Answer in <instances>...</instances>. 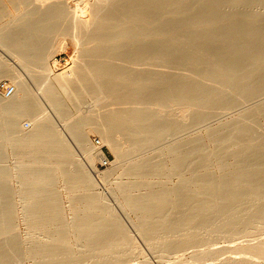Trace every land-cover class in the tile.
<instances>
[{
  "label": "rangeland",
  "instance_id": "1",
  "mask_svg": "<svg viewBox=\"0 0 264 264\" xmlns=\"http://www.w3.org/2000/svg\"><path fill=\"white\" fill-rule=\"evenodd\" d=\"M216 1L220 17L231 13L235 19L253 14L251 10L256 5L264 7V0H243L233 5L229 0ZM128 10L133 12L134 8ZM260 16L264 20V13ZM128 17L127 24L137 21L133 15ZM131 17L135 20L132 21ZM152 17L153 13L141 15L144 21ZM176 32L173 37L178 39L180 32ZM255 32L257 36L264 35V24ZM154 34L151 37V33H147L146 36L153 39ZM139 37L142 36L132 37L129 42L132 44ZM52 42L55 43L48 38L39 50L43 67L39 71L41 79L26 78L29 79V101L34 110L29 116L19 118L16 125L19 129H27L32 126V120L48 116L55 128L50 129L46 139L41 138L31 144L13 141L12 132L4 127L10 120L9 114L0 109V264H225L222 261L227 257L247 258L255 264H264V242H257L264 237V183L256 188L253 185L243 188L233 200L193 194L202 172L201 163L205 160L199 149L215 150V144L211 143L213 139L227 137L244 124L249 125L251 137L264 134V79L249 86H244L243 82L229 84L218 104L203 114L192 116L187 122H181L180 131H177L179 126L175 123L177 132L165 139L159 137L160 127L150 118L156 108H164L176 122L185 102L174 94L163 100L160 97L172 80L179 79L181 68L162 67L166 61L159 60L154 61L152 66L143 64L127 68V65L121 64L120 68L126 69L113 68L103 84L109 95L118 93L123 99L113 105L120 111L135 108L146 114L140 119H123L129 128L141 127V132L126 137L128 155L119 159L113 146L104 141L97 130L89 124L84 126L85 122L93 119H81L87 115L93 103L92 97L96 94L92 83L85 85V92L67 96L53 81V90L48 94L56 99L55 106L44 95L43 89L48 83L45 77L48 74L45 69L47 54L49 80L67 72L68 75L69 68L75 65L72 59L74 47L67 43L50 51ZM131 44L129 48L125 46L128 51ZM150 46H143L140 50L145 48L144 51L132 46L130 50L139 51L136 54L124 48L129 55L127 52L121 55V51V57L118 54L117 57L126 60L129 56L131 60L134 56L132 60H136L137 56H141L144 60ZM156 46L151 47L154 53L164 49L159 46L156 49ZM188 51L201 59L210 57L207 52ZM6 53L9 62H16L13 56ZM180 58L184 61L189 59V53L171 55L167 61H183ZM191 65L186 63V67ZM19 66V73L26 76L22 66ZM260 72L264 75V70ZM153 76L157 80L152 83ZM111 83L114 88L110 91L108 86ZM103 85H100L101 88ZM12 86L10 77L0 75V97L7 96ZM101 115L104 117L99 114V119ZM107 116L109 114L106 113L101 123ZM99 119L94 118L96 122ZM107 120L111 121L109 117ZM73 123L80 124L74 133L71 131ZM109 130L110 139L120 142L117 129ZM173 139L178 140L179 157L184 158L188 152L187 158L181 160L174 174L153 178L159 166H152L153 163L164 157L161 169L168 165L169 155L165 157L161 153ZM96 148L106 157V163L89 159L88 154ZM207 163L206 170L212 171L210 164L215 163V159L209 158ZM92 168H95L96 174ZM216 175L219 176V173ZM40 178L46 184L36 183ZM167 181L169 184L178 182L179 189L169 192L162 198L161 204H156L154 196ZM253 196L257 200H253ZM229 230L236 232L229 234ZM239 242H242L241 245L253 244L254 247H237L236 250L234 246ZM217 245H220L217 248L233 245L235 249L206 252Z\"/></svg>",
  "mask_w": 264,
  "mask_h": 264
},
{
  "label": "bare ground",
  "instance_id": "2",
  "mask_svg": "<svg viewBox=\"0 0 264 264\" xmlns=\"http://www.w3.org/2000/svg\"><path fill=\"white\" fill-rule=\"evenodd\" d=\"M229 1L230 5H233L243 0ZM256 6L251 10L253 14L242 15L235 19L231 13L222 17L218 15L216 0H0V75L10 77L13 85L9 95L0 97V109L7 112L10 117L4 127L14 135H12L13 141H25L27 144L41 138L46 139L50 129L55 128L48 116L32 120V126L27 129H19V126L16 125L19 118L29 116L34 110V106L29 101L30 94L27 85L29 79L26 80V78L33 77L38 81L41 79L39 71L43 70V67L40 62L39 50L43 43L51 38L55 43L52 42L53 46L50 43V51L55 46L59 49L67 43L74 47L75 55L74 58H72L73 56L71 58L74 59L75 65L73 68L71 67L72 69L69 68L71 71L68 75V72L66 74L64 72L65 75L55 76V78H52L54 76L52 75V79L49 80V55L47 54L45 69L48 74L45 77L48 83L43 89L44 95L55 106L57 105L56 99L48 94L53 90V81L67 96L85 92V85L92 83L96 94L92 97L93 103L88 108V112H85L87 115H82L84 117L81 119L88 121L97 118L98 120L100 116L97 115L103 114L105 117L106 113L109 114L107 118H110V122L106 121V118L101 123V119L104 118L101 115L99 121L94 120L96 123L91 120L92 125L91 122L86 123L84 120V126L87 127L89 124L92 129L97 130L103 140L113 146L119 159H124L128 155L126 137L135 136L141 132V127L129 128L123 119H140L146 114L135 108L120 111L113 105L123 99L118 93L109 95V92L104 89L105 82L113 72L111 70L120 68L121 64L122 66L127 65L128 68L143 64L151 65L157 60L166 61V65L162 67L181 68L179 79L172 80L169 83L170 87L160 97L163 100L174 94L175 97L185 102L184 109L179 111L176 122L169 114L170 112L164 108H156L153 111L155 114L150 118L154 124L160 127L159 137L168 139L175 132L180 131L181 122H187L192 116L203 114L218 104L229 84L243 82L244 86H249L264 79V75H260V71L264 70V35H255V31L264 24V20L260 16L264 13V7ZM132 7L134 11L129 12L128 9ZM145 13H153L154 17L144 21L141 19V15ZM130 15L137 18L136 21L131 17L132 21L135 20L134 24L132 21H130L131 24H127V18ZM176 31L179 34L178 39L173 37ZM147 33H151V37L156 33L159 37L157 39L154 34L153 39L148 38ZM136 36L142 37L134 40ZM132 37L136 42L133 41L134 43L131 44L129 41H132ZM147 38L148 40H146ZM130 44V49L134 46L140 50L143 46L148 47V45H157L164 49H161L162 53H160L161 51L154 53L155 50L152 49L155 46H150L149 50L146 47V50L150 52L147 58L143 56L146 58L144 60L137 55L136 60H132L134 58L132 55L131 60L129 56H127L129 60H123L122 58L125 59L126 54L120 60L117 54L119 55L121 51V55L127 52L128 49L125 46ZM122 48L127 51L124 49L123 52ZM130 49L129 51H133ZM189 49L207 52L210 57L207 60L198 58L197 55L190 53ZM137 50L135 49L133 52L136 54L139 52ZM142 50L144 51L145 48ZM116 51L120 52L116 53ZM6 52L13 56L16 62H14L15 60L9 62ZM128 52L127 55H129ZM184 53H189L190 58L185 61L182 58L180 60L183 61H167L171 55L181 56ZM187 62L192 65L186 67ZM19 65L24 69L26 76L21 75L17 70V68L21 69ZM121 68L126 69V67ZM121 68L120 70H122ZM151 79L152 83L157 80L156 76ZM100 85H103L102 88ZM113 88V83L109 84L108 89L111 91ZM59 111L62 112L60 109ZM104 121L107 123L104 124ZM175 123L179 126L177 131H175L177 126ZM79 127L80 124L73 123L71 131L74 133ZM110 128L117 129L120 142L119 140L113 142L110 139L108 132ZM17 132L18 134L15 135L14 133ZM85 139L83 140L87 141ZM77 140H81L83 143L82 139L77 138ZM86 143L84 142V144ZM211 143L215 144V150H198L205 160L201 163L200 171L202 172L193 194H202L212 199L233 200L237 194L243 191V188L250 185L256 188L264 183V134L251 137L249 125L244 124L227 137L218 136ZM177 144V139L171 140L168 143L169 146L161 153L165 157L169 155V163L165 168L161 169V165L165 163L164 157L152 164V166L155 164L160 166L154 171L153 178L174 174L177 172L181 160L187 158L188 152L184 158L179 157ZM88 157L92 161L94 159L102 163L107 161L98 148L88 154ZM209 158L215 159V163L210 164L213 167L212 171L206 170ZM92 172L97 173L95 168H92ZM217 173L219 176L216 175ZM36 183L46 184V181L40 178ZM178 189V182L174 184L165 182L154 196L157 199L155 203L161 204L165 195L169 192H177ZM255 197L253 196L252 199L257 200ZM248 230L251 229H245V231ZM218 232H223V230H218ZM235 232L236 230L228 231L229 234ZM257 242H264V237ZM230 243L234 242L230 241ZM230 243L227 245H231ZM241 243L234 246L236 250L237 247L239 249L254 247L253 244L241 245ZM227 245L221 246V248H217L220 245H217L216 248L210 247L206 252L212 253L223 248L226 250L235 249L233 245ZM222 262L225 264H255L247 258L240 257H227Z\"/></svg>",
  "mask_w": 264,
  "mask_h": 264
},
{
  "label": "built area",
  "instance_id": "3",
  "mask_svg": "<svg viewBox=\"0 0 264 264\" xmlns=\"http://www.w3.org/2000/svg\"><path fill=\"white\" fill-rule=\"evenodd\" d=\"M12 90V89H11ZM11 90L7 91V94L9 95V93L11 92Z\"/></svg>",
  "mask_w": 264,
  "mask_h": 264
}]
</instances>
